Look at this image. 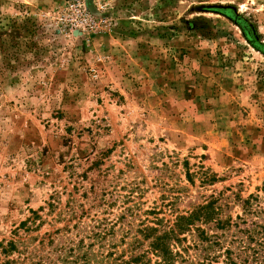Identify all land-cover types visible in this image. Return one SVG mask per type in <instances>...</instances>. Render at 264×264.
<instances>
[{"label": "rangeland", "instance_id": "rangeland-1", "mask_svg": "<svg viewBox=\"0 0 264 264\" xmlns=\"http://www.w3.org/2000/svg\"><path fill=\"white\" fill-rule=\"evenodd\" d=\"M84 1L71 31L70 0H0V264L148 250L211 201L224 264L264 222V0Z\"/></svg>", "mask_w": 264, "mask_h": 264}, {"label": "trees", "instance_id": "trees-1", "mask_svg": "<svg viewBox=\"0 0 264 264\" xmlns=\"http://www.w3.org/2000/svg\"><path fill=\"white\" fill-rule=\"evenodd\" d=\"M215 205L216 202L211 201L188 215L178 216L173 228L169 231L160 232L157 228L143 230L144 240H151L148 250L140 251L141 244L137 239L133 245H129V248L119 255L117 253L107 254L102 256L101 260H93L88 253H84L83 264H103L105 260L111 258H113L112 264H195V261L198 264H215L219 256L212 255L215 251L213 248H220L219 251H221L222 245L213 237L208 236L207 231L201 225L214 221L220 228L230 225V221L222 222L216 218L218 213ZM23 225L26 226L27 222ZM242 233L247 237V240L242 241L243 246L239 252H234L229 248L225 250L224 264H264V222H252ZM187 234L197 235L203 247L200 252L198 251L199 244L196 241L195 246L187 245ZM205 244L207 247H204ZM8 246L3 250V253L8 254L15 248L14 243ZM193 249L198 252L191 254ZM150 254L156 258L154 263ZM201 260L202 263H200Z\"/></svg>", "mask_w": 264, "mask_h": 264}, {"label": "built area", "instance_id": "built-area-1", "mask_svg": "<svg viewBox=\"0 0 264 264\" xmlns=\"http://www.w3.org/2000/svg\"><path fill=\"white\" fill-rule=\"evenodd\" d=\"M58 21L71 31L94 29L97 24L96 18L89 12L84 0H70Z\"/></svg>", "mask_w": 264, "mask_h": 264}, {"label": "water", "instance_id": "water-1", "mask_svg": "<svg viewBox=\"0 0 264 264\" xmlns=\"http://www.w3.org/2000/svg\"><path fill=\"white\" fill-rule=\"evenodd\" d=\"M87 3H88V6H89V9L93 12L94 11V6H93L92 0H87Z\"/></svg>", "mask_w": 264, "mask_h": 264}]
</instances>
